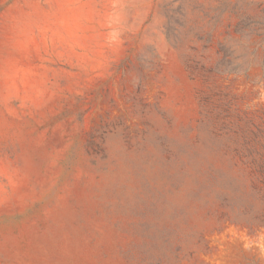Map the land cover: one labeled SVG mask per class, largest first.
<instances>
[{"label":"rangeland","instance_id":"obj_1","mask_svg":"<svg viewBox=\"0 0 264 264\" xmlns=\"http://www.w3.org/2000/svg\"><path fill=\"white\" fill-rule=\"evenodd\" d=\"M0 264H264V0H0Z\"/></svg>","mask_w":264,"mask_h":264}]
</instances>
